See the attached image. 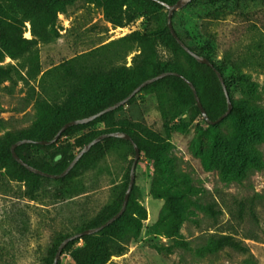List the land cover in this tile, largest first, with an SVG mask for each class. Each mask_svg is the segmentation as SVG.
<instances>
[{"label": "rangeland", "instance_id": "rangeland-1", "mask_svg": "<svg viewBox=\"0 0 264 264\" xmlns=\"http://www.w3.org/2000/svg\"><path fill=\"white\" fill-rule=\"evenodd\" d=\"M103 1L55 3L58 37L40 42L21 58L6 56L0 62L18 68L14 80L0 82V139L41 121L36 101L48 97L41 86L45 71L135 31L154 30L160 60H179L187 71L193 70L185 55L163 40L165 10H154L158 21H147L139 10L134 21L116 26L107 19ZM173 23L188 44L217 66L223 67L230 53L233 62L223 73L233 101L249 113L250 129L242 136L234 115L211 126L194 106L178 113L168 96L161 101L159 89L142 90L119 109L116 119L139 123L163 137L159 159L164 172L155 182L154 161L141 152L130 205L112 230L121 252L104 264H264V69L243 65V58L264 38V0H195L176 11ZM25 25L24 37L31 38L26 35L30 21ZM137 49L130 43L114 44L83 66L131 65ZM197 81L203 85L201 76ZM105 128L100 122L52 147L24 153L54 163L60 160L54 154L68 143L74 145L78 136ZM106 146V154L87 170L65 182L46 177L32 196L26 194L25 182L0 169V264H43L59 238L78 232L127 189L135 157L132 146L120 141ZM161 190L177 196L182 214L178 226ZM252 199L256 217L250 210ZM223 233L240 239L247 253L231 247L210 250L215 235ZM83 244L81 240L74 247ZM61 264H75L70 252L61 257Z\"/></svg>", "mask_w": 264, "mask_h": 264}, {"label": "trees", "instance_id": "trees-1", "mask_svg": "<svg viewBox=\"0 0 264 264\" xmlns=\"http://www.w3.org/2000/svg\"><path fill=\"white\" fill-rule=\"evenodd\" d=\"M64 1L66 0H0V62L4 61L6 56L13 59L21 58L25 54L31 52L40 42H49L58 37L59 30L56 27L57 11L54 7L55 3ZM163 1L174 3L177 0ZM103 5L107 19L116 26H124L134 21L139 15V10L143 12L142 14L145 15L147 21H158L157 16L153 14L155 9L165 10L168 13V9L164 5L154 0H104ZM175 14L176 12L174 16ZM26 21H30L31 23V38L24 37ZM153 31L152 29L135 31L130 35L110 41L105 45L62 62L60 65L43 73L41 86L48 94V97L36 101L42 115L41 121L29 130L21 131L12 137H8L6 140L0 139V169L4 170V174L9 178L25 182L28 187L26 191L27 195L32 196L36 193L42 185V180L46 177L31 172L13 157L11 152V145L13 143L24 138L50 140L66 122L90 116L120 101L130 94L142 81L149 77H153L164 71H178L195 83L204 107L212 120L217 119L227 110L226 96L216 72L209 65L198 62L195 57L190 55L172 35L168 25L166 26V33L163 35L164 42L174 51L183 53L192 65L193 70L187 71L184 63L179 60H169L163 63L158 56V39ZM177 33L193 51L200 54L195 47L186 42L182 34L178 31ZM122 43H130L138 47V53L134 55L131 65L123 64L111 67L110 69H103L95 65L91 67L83 66L87 63L90 64L89 59L94 58L95 55H102V51L106 53L114 44L118 45ZM116 52L117 56L122 54V51ZM225 57L226 59L223 67H219L215 64L222 72L224 71V67L233 62L230 53L228 54L227 52ZM243 65L252 66L256 69H264V38L255 44V47L250 50V54L246 55V58H243ZM17 69L18 68L14 65H10L9 67L0 66V82L14 80V70ZM197 76H201L203 85L198 84ZM48 83L51 84L50 87H47ZM151 89H159L161 101H163L164 97L168 96L170 107L178 113H184L190 106H194L197 113L202 115L191 87L181 77L175 75L166 76L145 86L142 90ZM233 104L234 107L230 115L236 117L238 121V131L242 136H246L245 134L248 131L246 129H250L248 127L249 113L244 106L234 101ZM123 106L103 114L91 122L77 124L67 128L58 142L65 136L76 134L97 123H106L105 129L100 131L88 130L86 133L76 138L74 145L68 143L62 150L55 153L54 158L61 156L60 160L57 162L51 163L46 159H35L31 154L24 153V149L30 151L47 149L48 147L54 146L56 143L51 145H41L35 142L25 143L17 147V152L31 165L47 172L60 173L76 156V147H78V151H80L87 143L102 133L124 131L133 137L134 141L139 145L141 152L144 151L147 156L154 161V181L158 182L164 172L160 164L159 153L164 149L165 141L159 133L144 125L116 119V112ZM220 123L209 124L211 126H216ZM253 133L256 138L260 135L255 132ZM116 141L130 144L135 154L134 147L129 140L117 137L105 138L93 145L91 149L80 158L68 175L56 180L65 182L67 179L87 170L106 154L108 150L106 144ZM250 141H252V136ZM129 180L130 172L128 173V183ZM125 192L126 190H124L111 204L104 207L95 218L79 231L97 227L115 215L121 209ZM132 193L127 209L132 199ZM159 194L166 197L165 207L173 216L174 225L178 226L182 221V214L176 203L177 196L168 190H161ZM254 203L255 201L252 199L250 210L253 216L256 217ZM240 205L243 210L246 203L242 201ZM126 211L120 218L101 231L84 235L82 238L69 242L64 248L61 257L67 252H70L75 264L106 263L113 254L121 252L116 235L112 230L120 219L123 218ZM211 211H214L213 207ZM240 216L243 218V213L240 214ZM67 236L69 235L59 238L53 244L44 258L43 264H53L57 249ZM81 240L84 244L75 248V244ZM213 240L210 246V250L212 251H218L227 247L238 249L245 253L248 251L243 242L231 233L215 235ZM61 257L59 264H61Z\"/></svg>", "mask_w": 264, "mask_h": 264}, {"label": "water", "instance_id": "water-1", "mask_svg": "<svg viewBox=\"0 0 264 264\" xmlns=\"http://www.w3.org/2000/svg\"><path fill=\"white\" fill-rule=\"evenodd\" d=\"M159 2L160 4L164 5L167 9H168V15H167V25L170 29V32L172 33V35L177 39V41L179 42V44L193 57L196 58V60L200 63H204L209 65L217 74L220 83L222 85L223 91L225 93L226 96V100H227V110L217 119L212 120L209 116V114L207 113L206 108L204 107V104L201 100V97L198 93V89L195 85V83L190 80L189 78H187L184 74L178 72V71H164L161 72L153 77H149L147 79H145L144 81H142L137 87H135V89H133V91L128 94L126 97H124L123 99H121L120 101L106 107L105 109L92 114L90 116L87 117H83V118H78V119H74L71 121L66 122L56 133V135L50 139V140H33V139H29V138H24V139H20L18 141H16L15 143H13L11 145V152L13 157L22 165H24L27 169H29L31 172L39 174L41 176H45V177H49L52 179H60L62 177H65L66 175H68L70 173V171L74 168V166L77 164V162L80 160V158L87 153L91 147L97 143H99L100 141H102L105 138H109V137H117V138H121V139H126L129 140L133 147H134V151H135V157L133 159L132 165H131V170H130V180L128 183V187L126 189L125 195H124V199L122 202V206L121 209L115 214L113 215L110 219H108L105 223L97 226V227H91V228H87L81 231H78L76 233H73L67 237H65L63 239V241L60 243L57 252L55 254L54 257V261L53 264H59V260L60 257L62 255V252L64 250V248L67 246V244L75 239L78 238H82L84 235H89V234H94L97 233L99 231H101L103 228H105L106 226L110 225L111 223H113L115 220H117L118 218H120L122 216V214L126 211L127 209V205L128 202L130 200V196L133 190V187L135 185V172H136V167L137 164L139 162V159L141 158V149L139 147V145L134 141L133 137L124 131H111V132H105L102 133L100 135H98L97 137H95L94 139H92L89 143H87L74 157V159L69 163V165L60 173H51V172H47L44 171L34 165H31L30 163H28L27 161H25L17 152V147L19 145L25 144V143H38L41 145H51L54 143H57L59 138L61 137V135L64 133V131L69 128L70 126L73 125H77V124H84V123H88L91 122L93 120H95L96 118L102 116L103 114H106L112 110H115L123 105H126L133 97H135L139 92L142 91V89L163 78L166 76H170V75H175V76H179L182 79H184L189 86L191 87L194 95H195V99L197 102V105L203 115V118L210 124H217L220 123L221 121H223L226 117H228L234 107L231 95H230V91L226 82V78L223 74V72L215 65V63L208 58L207 56L203 55V54H199L195 51H193L184 41L183 39L179 36V34L177 33L175 27H174V23H173V17H174V13L182 8H184L185 6H187L189 3H191L193 0H177L174 3H168L166 1L163 0H154ZM61 156L57 157V159H60Z\"/></svg>", "mask_w": 264, "mask_h": 264}, {"label": "bare ground", "instance_id": "bare-ground-1", "mask_svg": "<svg viewBox=\"0 0 264 264\" xmlns=\"http://www.w3.org/2000/svg\"><path fill=\"white\" fill-rule=\"evenodd\" d=\"M26 35H27L28 37H31L32 34H31V32L29 31V32L26 33Z\"/></svg>", "mask_w": 264, "mask_h": 264}]
</instances>
